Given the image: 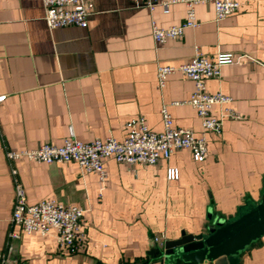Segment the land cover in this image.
<instances>
[{
  "label": "crops",
  "instance_id": "1",
  "mask_svg": "<svg viewBox=\"0 0 264 264\" xmlns=\"http://www.w3.org/2000/svg\"><path fill=\"white\" fill-rule=\"evenodd\" d=\"M241 8L217 21L211 4L196 8L200 26L180 40L157 44L152 22L160 28L181 25L183 4L151 12L147 0H86L91 10L87 28L50 30L42 0H0V252L12 223L14 182L18 170L31 205L55 200L86 210L80 230L83 247L62 249L56 233L23 235L12 264H165L152 258L156 235L166 242L186 234H205L220 219L238 214L248 199L264 193V0H239ZM216 58L232 54L235 63L222 68L220 79L207 82L208 92L234 99L242 119L226 120L221 135L209 133V154L198 163L188 150L169 161L134 169L105 161L108 179L84 174L76 164H9L7 151L61 146L71 132L91 142L112 136L123 142L126 124L144 118L151 131L164 130V105L177 128L203 132L201 120L186 102L195 90L181 73L158 88L159 65L191 61L194 48ZM218 116L220 109H214ZM177 168L180 179L170 181ZM169 264H185L169 260ZM240 264H264V237L241 257Z\"/></svg>",
  "mask_w": 264,
  "mask_h": 264
},
{
  "label": "built area",
  "instance_id": "2",
  "mask_svg": "<svg viewBox=\"0 0 264 264\" xmlns=\"http://www.w3.org/2000/svg\"><path fill=\"white\" fill-rule=\"evenodd\" d=\"M139 2V0H134ZM45 8V21L50 30L61 27L76 26L87 28L91 10L86 0H42ZM183 4L186 7L185 20L181 25L160 28L152 22V35L157 44H164L170 40H180L187 29L200 26L196 8L199 5L211 4L215 8L216 20L221 21L236 13L241 8L239 0H147L146 7L154 12L161 7L165 14L170 12L172 5ZM195 55L190 62L178 66L159 65L157 69L158 88L163 90L167 79L174 74L181 73L193 81L195 90L186 102H176L173 105L186 104L191 106L201 120L203 132L196 135L193 131L177 128L173 117L164 105L161 114L164 130L160 133L150 130L146 120L139 118L126 124L127 136L123 142L112 136L102 140L97 138L91 142L76 139L73 132L64 140L63 145L57 146L45 143L37 148L22 151H7L9 164L20 160L38 163L76 164L84 174H96L102 183L108 179L105 161L113 159L117 163L125 164L131 169L136 166H156L161 160L169 161L172 155L181 150L192 153L193 159L203 163L209 154V133L221 135L224 122L240 120L241 115L233 107L234 99L222 92L211 94L208 92L207 82L220 79L222 68L235 63L232 54H219L216 58L204 55L199 46L194 48ZM6 96L0 97V104ZM220 114L215 116V108ZM11 176L14 182V208L12 223L18 231L8 235L7 250L0 252V264H12L16 252V242L23 235L39 234L46 237L56 233L58 246L72 252L79 251L86 240V235L80 226L86 210L76 205H65L55 200H44L37 204L28 203L27 193L18 178V170L11 166ZM168 179L177 181L180 172L177 168L168 170ZM153 243L163 249L166 243L165 235H156Z\"/></svg>",
  "mask_w": 264,
  "mask_h": 264
},
{
  "label": "water",
  "instance_id": "3",
  "mask_svg": "<svg viewBox=\"0 0 264 264\" xmlns=\"http://www.w3.org/2000/svg\"><path fill=\"white\" fill-rule=\"evenodd\" d=\"M264 237V193L261 201L248 199L238 214L228 220L220 219L205 234H186L165 243L164 248L149 252L185 264H240L242 255Z\"/></svg>",
  "mask_w": 264,
  "mask_h": 264
},
{
  "label": "rangeland",
  "instance_id": "4",
  "mask_svg": "<svg viewBox=\"0 0 264 264\" xmlns=\"http://www.w3.org/2000/svg\"><path fill=\"white\" fill-rule=\"evenodd\" d=\"M161 257H163V258H161V259H164V260H165V264H169V263H170L169 260H171V259L166 258V257L164 256V254H163Z\"/></svg>",
  "mask_w": 264,
  "mask_h": 264
},
{
  "label": "trees",
  "instance_id": "5",
  "mask_svg": "<svg viewBox=\"0 0 264 264\" xmlns=\"http://www.w3.org/2000/svg\"><path fill=\"white\" fill-rule=\"evenodd\" d=\"M135 264H150L149 262L148 263H146V262H136ZM156 264H160V263H156Z\"/></svg>",
  "mask_w": 264,
  "mask_h": 264
}]
</instances>
